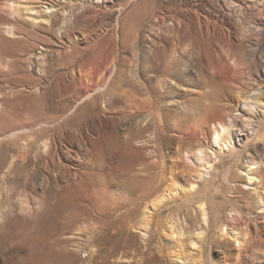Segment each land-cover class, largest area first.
<instances>
[{
	"label": "bare ground",
	"instance_id": "obj_1",
	"mask_svg": "<svg viewBox=\"0 0 264 264\" xmlns=\"http://www.w3.org/2000/svg\"><path fill=\"white\" fill-rule=\"evenodd\" d=\"M66 1H0V76H2V81L19 82L22 79H30L28 73L31 71H36L40 75L47 73V70L49 72L52 67V60L47 56V50L51 44L48 36L57 40L64 38L63 36L66 35L67 30L77 26L78 20L82 18H86L89 21V25L92 28L90 31H94V28L98 26L96 15H102L101 12H105V10L112 7H117L116 13H119L120 5H122L120 0H75V8H71L69 7L70 5L66 6ZM148 1L139 0L130 13L133 12L134 8L142 7ZM235 3L233 0H170L164 12L149 20L147 40H149L152 48L156 49L159 47L162 54L161 60L157 64L155 63L156 65L151 71L152 78H154L153 82L161 84V91H158L160 86L158 85L159 87L156 88V85L153 87L154 94L151 93L154 107H152L153 104L148 99L139 100V94L133 90H130V92L123 91L124 94L128 93L125 99H118L115 102L116 105L112 106V103L111 106H107L106 100L114 97L116 94L114 90L117 88L112 80L113 72L117 68L115 67V54L117 51L120 52L119 48H124L126 38L123 34L119 37L112 31V34L105 41H95V33L86 34L87 36L84 37L83 33H81L83 30L79 29L78 33H74L69 38L75 43L70 56L65 54V50H62L63 52L59 51L57 54L58 58H67L69 56L67 70L63 71V73L56 72L58 73L56 80H53L50 85L46 84L47 90L45 91L49 95L56 97L57 100H53L56 106H53V108L46 104L40 106L39 100L33 98L30 99L31 104L28 106H26L25 101H21L22 105L17 110L15 109V112L9 109V111L4 109L0 111V172L2 163L5 160L10 161V163L17 161L18 163L16 164L20 165L29 161L33 153L30 140L31 144L18 139L19 146L16 147L15 151L14 148L11 149L9 147L7 143L9 139L20 135L24 137L28 133L27 137H33L34 134L42 130L43 126L54 128L57 125L59 127V118L62 116L65 118L76 106L85 101L90 108H94L99 103L102 112H104L100 113L97 110L92 122V128L84 127L83 132L85 134L99 137L100 132H103L106 133L108 139L113 136L117 137L115 134L117 126L123 121H129V128L124 132L127 138L125 149L130 151L136 145H143L144 147L148 142V138L146 139L147 136H136L133 133L134 126L132 122L136 117L141 120L143 127L149 121V118L154 120V116L161 112L159 109L162 105L161 99L164 94L174 90L175 79L173 80V75L179 71L181 66H185L184 63L191 60L195 52V56L202 58L203 67L196 81L188 85L193 88L192 90L194 88L202 89L199 93L200 99L208 100L209 103L201 107V114L195 123H186L184 125V127L196 133V137L192 140V143L190 142L187 147L185 146V149H182L183 155L172 164L174 169H183L184 171V169L189 168L194 171V180L184 188L179 189L177 187L176 192L180 190L188 193L182 192V195L175 197L176 195L174 196L172 193L161 190L162 179L160 177L162 174L159 177L155 176V178L152 174L148 177H137L133 180L141 193L137 199L140 203L146 201L153 194H159L160 201L153 206L151 214L152 217L161 218L162 213L171 208L172 204L182 200L183 197H190L194 193H198L202 184L211 181L204 180L203 176L205 174L210 175L217 158L223 155H230V157L234 156L239 160V158L243 157V160L241 159L242 163L237 164L238 168L240 167L242 170L241 174H237L234 169L232 176L228 177V184L232 193L238 194V196L233 194L236 198L233 197L232 202L242 205L231 210L224 219L223 217L221 218V211L218 210L217 214L213 216V223L215 225L222 223L219 229L220 237L224 239L227 235H230L237 242L238 248L226 256V264H264V255L259 256V258L257 256L260 251H264V240L257 238L258 223L261 222L264 225V161L262 160L263 156L259 160H255L251 155H257L260 149L256 146V142H252L254 137L264 143V125L262 124L261 131L257 129L260 123L257 122L258 118L264 123V88L261 83L255 87H252L253 85L247 86V79L244 76V72H242L244 57L255 58L261 50L260 36L264 31V14L261 12L257 17L252 18L250 15L247 17L250 5ZM157 6L159 7L158 4ZM116 21L118 23V20ZM37 32H40V34ZM36 43H39V46H37L39 50L36 49ZM136 43L137 40L135 38L134 42L130 43V46L133 49H137ZM210 45L211 53L209 56L206 52V47ZM247 46L252 47L250 54H247L244 50ZM107 48L110 50L108 55H104V58L100 55L102 61H98L100 59L99 53L104 49L107 51ZM120 63H122V66L124 65V62ZM259 75L264 78V71L262 73L259 70ZM157 79H160V82ZM40 83L36 82L34 84V90L40 91L42 87ZM217 85L220 86L221 91L224 89V92H221L222 96L219 95L221 99H219L218 95L215 96L213 89ZM195 91L198 92V90ZM1 95L2 91L0 89ZM226 102L234 103V108L229 107ZM246 118H251L252 120L248 121ZM49 130L52 131V129ZM76 135L77 137L82 136L80 131ZM86 137L88 138L89 135ZM185 137V134H182L180 139ZM6 140L7 142L5 143ZM87 140L92 141L93 139L88 138ZM53 141L54 139L51 142ZM47 142H43L39 146L40 150L34 152V154L38 153L37 155L42 158L41 149H43L44 153H50L49 147L51 146ZM52 146L55 148V143ZM140 149L138 152L140 151L141 155L153 154L152 150H148L147 154L145 149ZM247 149L251 152H246ZM9 150H13L9 155L10 160L7 158ZM49 155L51 157L53 154ZM182 158L186 161L185 163L180 161ZM153 160L159 164L158 160ZM163 164L159 166L161 171H163ZM137 204L135 206L132 204L133 207L126 208V211L124 210L119 216L116 214L118 216L116 218L112 216L113 218H107L102 221L96 220L93 223H90V219H88V224L91 227L89 230L96 226L99 229L97 245L87 248L89 254L94 253V256H96H93V264H124L125 262L129 264H164L160 254L154 252V249L149 246L157 235L162 238L163 233L159 230L160 218L159 220L154 219L155 221L157 220L155 228L147 231L144 227V232L146 233H143L142 236L140 235L142 238L141 247L144 251L138 252L140 246L138 247L135 244L137 235L132 231L140 230V226L136 224L135 216L139 208H137L139 205ZM203 204L198 208L197 215L190 213L184 216H177L176 219H179L180 223L183 226L185 225V227L193 225L199 220L202 221V225L206 224L205 221H207L208 217L205 210L206 207L204 208ZM220 206L218 207L217 205V208H220ZM27 216H30L28 211ZM0 217L3 218L2 215ZM250 222L253 225L252 228L250 227ZM197 231L198 235L203 234L202 231ZM93 237L94 233L91 231L86 232L84 241L90 242ZM199 238L197 236L195 239ZM207 242L209 249L215 242V244L228 246L224 241L221 242L212 235L208 236ZM118 244L121 245L118 246ZM73 250L75 251L74 253H78L82 249ZM161 251L164 253L165 250L162 249ZM138 254L142 255V257L138 258Z\"/></svg>",
	"mask_w": 264,
	"mask_h": 264
},
{
	"label": "rangeland",
	"instance_id": "obj_2",
	"mask_svg": "<svg viewBox=\"0 0 264 264\" xmlns=\"http://www.w3.org/2000/svg\"><path fill=\"white\" fill-rule=\"evenodd\" d=\"M138 1L120 0L122 5H120L119 13H116L117 7H112L108 8V11L101 12L102 15H96L98 26L94 28V31L92 30L93 32L90 31L92 28L89 25V21L86 18H82L78 20L79 26L77 25L74 28L68 29L62 39L57 40L44 34L51 40L50 47L47 50V56L52 60L50 71L48 72L47 70V73L44 75L31 71L28 73L30 79H22L19 82L2 81V76H0V89L2 91V95L0 96V111L9 109L15 112L22 105L21 101H25L26 106H28L31 104L30 99L33 98L39 100L40 106L42 104H46L51 108L56 106L53 100L57 99L45 91L47 90L46 84L50 85L53 80H56V75L58 74L56 72L63 73V71L67 70L69 56L75 47V43L69 40V38L81 29L83 30L81 33H83L84 37L95 33V41H105L112 34V31L117 36L120 37L123 34L126 38L124 48H119L120 52L117 51L118 49L116 50L115 67L117 68L113 72L112 80L118 89L115 88L114 92L116 94L114 97L109 98V101L106 100L107 106H111L112 103V106H114L118 99H125L128 93L124 94L123 91L130 92V90H133L139 94V100L148 99L149 102H152V107H154L151 93H153V87L156 85V88L160 86L158 88L159 91L161 84L153 82L154 78H152L151 71L161 60L162 54L159 47L155 49L150 46L149 40H147V26L149 20L164 12L170 0H165V2L164 0H149L142 7L134 8L133 12L130 13ZM246 1L233 0L234 3L236 2L235 4L246 3V5H250L247 17L249 15L252 18L257 17L261 12L264 14V0H248V4ZM65 3L66 6L70 5L69 7L75 8V0H67ZM116 20H118V23ZM37 33L40 34V32ZM260 37L261 50L255 58L244 57L242 72H244V76L247 79V86L253 85L252 87H255L261 83V86L264 88V78H261L259 75V70L262 73L264 71V31ZM135 38L137 40L135 44L137 49H133L130 46V43L134 42ZM37 46H39V43H36V49L39 50ZM36 49L34 48V50ZM206 49L207 54L210 56L211 45L207 46ZM62 50H65V54L69 55L67 58L57 57L59 51L63 52ZM244 50L247 54H250L252 47L247 46ZM109 52V48H107V51L104 49L100 52L101 54L99 53V57L101 55L104 58ZM195 55L196 53L194 52L191 60L184 63L185 66H181L182 69L179 68V71L173 75V80L175 79L174 90L165 93L166 95L164 94V97L161 99L162 105L159 109L161 112L154 116V120L149 118V121H151H147L143 127L141 120L136 117L132 122L134 126L133 133L136 136H147L146 139L148 138V142L144 147L143 145H136L130 151L125 149L127 138L124 132L129 128V121H123L117 126L115 131L117 137L113 136L108 139L106 133L103 132H100L99 137L85 134L83 129L92 128V122L97 114V110L100 113H104L99 103L94 108L92 107V109L86 101L76 106L65 117L67 119L63 116L60 117L58 120L60 123H58L59 127L57 125L54 128L43 126L42 130L37 133L38 135L34 134L35 137H27L28 133L24 137L20 135L16 137L17 139L11 138L8 142L7 140L5 141L15 151L16 147L19 146V141L24 140L25 143L29 144L32 142L31 148L33 153L31 154L30 162L27 161L18 165L16 164L18 163L17 161L10 163V161L5 160L1 166L0 215L3 218L0 217V264H93L94 257L96 256H94V253H92L93 255L89 254L87 248L97 245V233L99 229L96 226L92 230H89L91 227L88 224V219H90V223H93L96 220L102 221L112 216L116 218L124 210L126 211V208L129 209L131 206H135L138 202L137 198L141 193L133 180L137 177H148L151 174L155 178V176L159 177L162 174L160 177L162 179L161 190L163 189L172 193L174 196L176 195L175 197L180 196L182 192H187H181L180 190L176 192V188H184L190 182L192 183L195 172L189 168L184 169V171L183 169H174L172 164L183 155L182 149H185L196 137V133L190 131L184 125L186 123H195L201 114V107L209 103L208 100L200 99L199 93L202 89L194 88L192 90L193 88L188 85L196 81L203 67L202 58ZM101 57L98 61L101 60ZM120 62H124V65L122 66ZM118 66L122 67L119 68ZM21 81L22 83H20ZM158 81L160 82V79ZM36 82H41L40 84H42L40 91L34 90ZM213 89L215 96H222L221 92H224V89L221 91L219 85ZM195 90H198V92ZM226 104L231 108H234L235 105L232 102H226ZM105 115L108 117L107 114ZM246 120L252 119L246 118ZM154 121L155 123H153ZM257 122H260L257 129L261 131L262 124L264 125V123L259 118ZM49 129H52V131ZM78 131L84 136L77 137L76 133ZM182 134H185L186 137L180 139ZM85 135H89L88 138H92L93 140L88 141ZM18 139L19 141H17ZM52 139H54L55 148L52 146L54 144L51 142ZM12 140H14L13 143ZM45 141H48L47 143L50 144L52 149L49 147L50 153L48 154L44 153L43 149H41V158V156L37 155L38 153H35V155L34 152L39 151V146ZM252 142H256V146L260 149L257 155H251L255 160H259L263 156L262 160L264 161V143L256 140V137L253 138ZM35 148L38 149L35 150ZM139 149H145L147 154L148 150H152L153 156L141 155V152H138ZM12 151H8L7 158L9 160V155ZM246 152L250 153L251 151L247 149ZM49 154L53 155L50 157ZM152 157L158 160L159 164ZM183 158L180 161H184L185 163L186 161ZM242 158L238 160L234 156L230 157V155H223L217 158L210 175L205 174L203 176L204 180L211 181L202 184L198 193H194L191 195L192 197L188 196L186 197L187 199L183 197L182 200L172 204L171 208L165 210L161 218L159 217L161 219L159 230L163 233L162 238H159L157 235L149 246L154 249V252L160 254L164 264H226L227 254L233 253L238 248L237 242L230 235H227L224 239L220 237L219 229L222 223L215 225L213 223V216L220 210L221 218L223 217L224 219L226 214L231 210L242 205L232 202V198H236L238 194L232 193L228 184V177L232 176L234 169L237 171V174H241L242 170L240 167L238 168L237 164L242 163ZM218 159L220 160L217 161ZM37 160L39 161L37 162ZM6 162L8 163L6 164ZM162 163H164L163 171L159 167ZM159 197V194H153L144 201L145 203L138 202L139 205L137 204V208H139L135 216L136 224L140 226V230L132 231L137 236L139 235L138 237L136 236L135 240L136 246H140L138 252L144 251L141 247V236L143 233H146L144 229L146 228L148 231L157 226L156 222L159 218L152 217L151 213L154 208L153 206L159 203ZM202 203H204V208L206 207L205 210L208 217L207 221H205L206 224L202 225V221L199 220L198 224L195 223L185 227V225L183 226L180 223L179 219H176L177 216H184L190 213L197 215L198 208ZM217 205L220 208H217ZM19 209H23L24 211H19ZM27 211L30 213V216H27ZM102 216L105 217L103 218ZM154 219L157 220L155 221ZM250 224L252 228L253 225L251 222ZM258 224V234H260H257V238L264 240V225L261 222ZM197 230L202 231L203 234L198 235ZM90 231L94 233L93 240L90 242L84 241V234ZM207 235H212L221 242L224 241L228 246L215 244V242L211 247L212 249H209ZM197 236L200 238L196 240ZM120 245L118 244V246ZM77 248H81L82 250L74 253L73 249L76 250ZM162 249L165 250L164 253H162ZM263 252L260 251L258 255L256 254L258 258L264 255ZM137 257L140 258L142 255L138 254ZM124 264L129 263L125 262Z\"/></svg>",
	"mask_w": 264,
	"mask_h": 264
}]
</instances>
